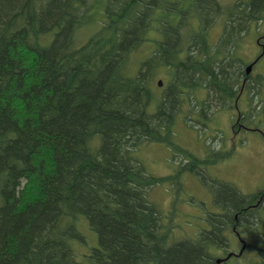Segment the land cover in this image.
Segmentation results:
<instances>
[{
  "label": "trees",
  "instance_id": "16d2710c",
  "mask_svg": "<svg viewBox=\"0 0 264 264\" xmlns=\"http://www.w3.org/2000/svg\"><path fill=\"white\" fill-rule=\"evenodd\" d=\"M260 24L264 0H0V264H212L231 233L260 235L257 258L243 264H264L262 190L245 195L208 179L222 211L195 238L174 239L172 214L185 173L206 180L233 154L221 147L199 158L176 143L182 110L211 116L241 94L248 110L233 126L259 115L264 127V73L251 78L236 56ZM149 44L132 72V54ZM162 69L163 90L154 84ZM199 88L206 98L192 103ZM145 144L170 151L169 175L146 171L135 155ZM157 186L172 193V211L149 200ZM80 217L98 241L85 255L76 250Z\"/></svg>",
  "mask_w": 264,
  "mask_h": 264
},
{
  "label": "rangeland",
  "instance_id": "374dc122",
  "mask_svg": "<svg viewBox=\"0 0 264 264\" xmlns=\"http://www.w3.org/2000/svg\"><path fill=\"white\" fill-rule=\"evenodd\" d=\"M218 1L224 6H229L235 0ZM196 27V22L189 21L188 28L195 29ZM222 27L223 20H218L210 28L208 35L211 44L216 43L219 39ZM187 34V30L183 31V45L185 46V42L188 40ZM153 35L155 39L160 36L157 33ZM238 49L236 56L245 63L243 65L245 70L249 64L255 63L249 72L251 78H256L257 74H263L264 24L253 25L250 31L243 36ZM153 50L154 44H149L148 46H142L132 54V72H135L139 62L149 57ZM166 76L168 75L163 69L159 70L154 79V84H158L162 79L165 82ZM164 86L165 83H162L159 88L163 90L165 89ZM162 90L158 92L159 98ZM206 94V90L197 89L194 91L192 103H200L206 98ZM239 97L240 99L236 106L238 109L240 108L239 111L246 112L248 110V98L240 95ZM261 99L264 101V86L261 91ZM255 102H257V98L253 99L252 105H255ZM184 104L188 110L191 102L184 100ZM154 111L155 103L149 108V112L153 113ZM184 112L182 110L179 113L174 123L173 131L176 143L199 158H204L210 150L221 147L223 150L232 149L233 154L230 159L208 167L205 171L206 180L192 173H185L182 176L183 191L179 192L175 209L172 212L175 223L173 237L176 241L185 238H195L201 230L210 228L206 219L210 214L221 213L222 209L214 202L213 189H216L214 184L220 182L230 183L245 195L264 189V127L257 122V120L262 119L261 117L257 119L259 115L252 121L245 120L244 123L249 128L244 129L233 126L237 116L235 104H231L230 108L216 110L211 116L210 114H199L196 111L194 113ZM262 117L264 119L263 115ZM254 126L259 127L262 132H260V129L254 131ZM211 142L214 144L209 147L208 144ZM135 155L152 176L163 177L172 172L173 164L170 160V151L162 144L142 145L135 150ZM208 179H214V184ZM148 197L161 212L168 213L172 211V193L167 189V186L152 188ZM260 216L259 232L264 235V210H262ZM77 227L79 233L84 237V242L76 250L80 255L88 254L93 248L98 246L97 235L89 229L85 217H80ZM259 236L258 234L245 236L246 246L242 254L238 258L231 260L229 264H243L251 259H256L257 253L254 246L256 243L258 244ZM228 239L231 244L226 252L237 254L241 250V243L237 242L238 239L232 233L228 235Z\"/></svg>",
  "mask_w": 264,
  "mask_h": 264
},
{
  "label": "flooded vegetation",
  "instance_id": "af4514ba",
  "mask_svg": "<svg viewBox=\"0 0 264 264\" xmlns=\"http://www.w3.org/2000/svg\"><path fill=\"white\" fill-rule=\"evenodd\" d=\"M260 197H264V189L262 190ZM261 199H262V198H260V200H261ZM239 239H240V241L238 240V242L241 243V248H242L244 245H246V242L243 241V240L241 239V237H239ZM241 240H242V241H241ZM229 244H231V242H229ZM240 252H241V251H239L237 254L234 253V252H226L225 254L222 253L223 256L220 257L221 259H225L226 257H229V258H228L226 261H223L221 264H227L228 261H230V260H232V259H234V258H237V256L240 254ZM215 261H216V260H215ZM215 261H214V263H212V264H215Z\"/></svg>",
  "mask_w": 264,
  "mask_h": 264
},
{
  "label": "water",
  "instance_id": "95a60500",
  "mask_svg": "<svg viewBox=\"0 0 264 264\" xmlns=\"http://www.w3.org/2000/svg\"><path fill=\"white\" fill-rule=\"evenodd\" d=\"M250 69H251V66H248V67L246 68V74H249ZM161 85H162V83H161V82H158V86H161ZM221 261H223V260H220V259L216 260V264H220Z\"/></svg>",
  "mask_w": 264,
  "mask_h": 264
},
{
  "label": "bare ground",
  "instance_id": "6f19581e",
  "mask_svg": "<svg viewBox=\"0 0 264 264\" xmlns=\"http://www.w3.org/2000/svg\"><path fill=\"white\" fill-rule=\"evenodd\" d=\"M131 42V41H130ZM188 52H190V51H188ZM118 53V52H117ZM146 71V70H145ZM165 92V91H164ZM254 227V226H253Z\"/></svg>",
  "mask_w": 264,
  "mask_h": 264
}]
</instances>
